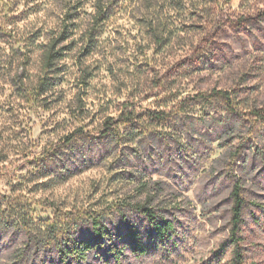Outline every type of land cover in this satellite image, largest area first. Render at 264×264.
<instances>
[{
    "label": "rangeland",
    "instance_id": "rangeland-1",
    "mask_svg": "<svg viewBox=\"0 0 264 264\" xmlns=\"http://www.w3.org/2000/svg\"><path fill=\"white\" fill-rule=\"evenodd\" d=\"M261 20L264 0H0V224L20 234L29 259L59 264L48 248L39 252L50 220L88 238L90 216L116 234L125 219L144 236L133 206L169 219L186 210L184 191L164 197L163 185L178 177L189 183L190 200L203 194L195 214L203 213L208 230L230 231V192L240 182L246 203L238 235L248 261L259 264L252 250L264 242V186L256 182L264 178V124L250 115L264 114ZM50 44L58 55L46 68ZM215 91L230 94L234 113L219 99H193ZM163 109L164 120L147 117ZM128 114L134 134L161 139L152 157L158 173L119 159L134 135L114 137L103 156L61 162L58 149L74 137L103 136ZM178 247L126 251L121 261L197 264L199 256L188 259ZM107 257L104 249L90 262L115 264Z\"/></svg>",
    "mask_w": 264,
    "mask_h": 264
},
{
    "label": "clouds",
    "instance_id": "clouds-1",
    "mask_svg": "<svg viewBox=\"0 0 264 264\" xmlns=\"http://www.w3.org/2000/svg\"><path fill=\"white\" fill-rule=\"evenodd\" d=\"M260 22L264 23V20ZM193 63V61H189V64ZM182 126L183 124L180 125V127ZM135 128L136 125L129 122L128 127L122 124L116 132L109 131L107 135H78L73 138L71 143L58 149L63 157L61 162L71 163L73 159L83 155L103 156L112 150L114 137L134 135L135 138L132 140L130 148L118 152L119 159L131 164L132 167L144 174L158 173L157 161L152 157L160 151L161 139L159 136L145 135L141 137L139 134L133 133ZM133 148L136 149L134 153L131 151ZM256 182L258 185L264 186V178L258 177ZM163 187L166 189L165 198H167L169 191L173 193L185 192L184 204L181 207L186 210L171 213L169 216L179 228V235H175L173 240V244L179 246L176 248L177 253H187L188 259H195L199 256L197 264H238L232 232L225 231V228H217L216 225H213V230L205 229L203 213L199 216L195 214V204L202 199L203 194L193 192L190 200L187 195L189 183L181 181L178 177H174L170 183L163 185ZM178 217H183V219ZM226 227L230 226L226 225ZM218 231L224 232V236L217 237ZM261 232L264 233V228L261 229ZM14 233L16 234L14 235ZM209 240L212 241L211 244L208 243ZM252 252L256 255L259 264H264V242L257 245ZM0 258H2L0 264H5V261L7 264H41L40 258L33 256L29 259L25 254V241L20 239V234L9 231L3 224H0ZM184 264H187V260H184Z\"/></svg>",
    "mask_w": 264,
    "mask_h": 264
},
{
    "label": "trees",
    "instance_id": "trees-1",
    "mask_svg": "<svg viewBox=\"0 0 264 264\" xmlns=\"http://www.w3.org/2000/svg\"><path fill=\"white\" fill-rule=\"evenodd\" d=\"M54 49V44H50L44 53V66L46 68H52L56 60L58 52ZM193 99L196 102L219 99L225 104L226 110L229 113L235 112L232 97L227 92L215 91L214 94H198ZM166 115L167 110L165 109L152 110L147 114V117L164 120ZM250 118L254 120L255 124H264L263 113H253L250 115ZM131 120V116L128 114L118 121V124L127 125ZM113 128L112 125H107L102 131L103 135H107L109 131L116 132L118 129ZM230 198L232 200L230 231L234 236L233 244L238 257V264H254L252 261H248L241 245L243 239L238 235L246 203L238 180H235L233 183ZM133 209L143 218L147 225L148 229L144 236H142L135 225L125 219L122 225L124 232L116 234L96 216H90L91 236L88 238L75 236L71 232V228L74 226L72 224H65L60 220H58V223L50 220L47 225L49 235L46 237L43 247L39 248V252H44L48 248L56 254L59 264H93L90 262V255L93 253L101 257L105 249L107 258L112 259L115 264H122L121 260L126 251L131 252L135 256H142L147 254L152 246H166L168 242H173L176 228L172 219L158 214L152 207L145 204L137 203L133 206ZM66 218L68 219V217ZM28 246H30V243H28ZM45 263L43 260L42 264ZM50 264H54L53 261Z\"/></svg>",
    "mask_w": 264,
    "mask_h": 264
}]
</instances>
